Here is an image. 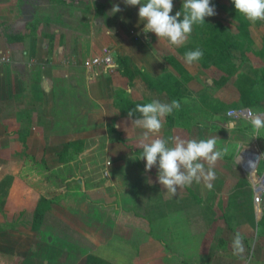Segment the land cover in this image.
Returning a JSON list of instances; mask_svg holds the SVG:
<instances>
[{"label":"crops","instance_id":"1","mask_svg":"<svg viewBox=\"0 0 264 264\" xmlns=\"http://www.w3.org/2000/svg\"><path fill=\"white\" fill-rule=\"evenodd\" d=\"M113 5L121 11L112 14ZM179 8L182 0H173L170 15ZM142 29L138 6L123 0H0V56L11 60L0 65V195L7 189L13 209L44 207L28 230H9L2 254L28 262L39 240L56 259L77 249L71 264H155L149 259L177 250L175 197L187 188L193 196L200 183L173 195L156 182V168L146 170L139 159L137 130L140 136L143 130L131 125L126 102L170 103L187 98L192 87L186 76L164 74L152 47L168 43ZM105 49L112 69L84 66ZM117 56L136 62L125 65L129 74L128 66L140 73L122 75ZM169 120L163 118L157 134L168 143L175 127ZM183 205L186 215L191 205ZM187 221L181 229L186 253L193 240Z\"/></svg>","mask_w":264,"mask_h":264},{"label":"rangeland","instance_id":"2","mask_svg":"<svg viewBox=\"0 0 264 264\" xmlns=\"http://www.w3.org/2000/svg\"><path fill=\"white\" fill-rule=\"evenodd\" d=\"M218 1L211 0L216 15L206 17L203 24L193 25L183 45L176 47L158 41L152 47V53L166 65L164 74L169 70L186 76L192 87V92L187 90V98L178 97L180 108L176 110L179 112L168 115L169 123L175 126L170 131L168 145L172 146L177 137L197 140L215 137L217 149L227 148L214 166L215 178L210 189L201 181L194 196L189 195L188 188L176 195L177 209L173 212L178 222L177 250L172 245L173 250L169 249L164 257L149 259L155 264H264V231L261 232L258 225L264 216V194L257 206L258 217L253 203L257 186L264 184V177H261L264 173V128L257 133L251 120H234L227 116L232 109L244 108L264 118V20L250 22L235 11L231 0ZM178 11L183 15L182 8ZM209 25L214 26L213 29H206ZM197 48L203 51L202 58L186 64L182 59L184 54ZM130 62L136 64L130 59L124 67ZM127 70L132 77L140 73L136 66H128ZM126 103L129 111L140 105L131 100ZM137 116L139 114L133 112V117ZM137 134V148H133L140 149L137 140L140 130ZM94 164L95 170L101 171L103 161ZM6 190L0 195V249L9 246V230H28L35 215V210H24V205L13 209ZM185 201L187 206L191 205L186 215L185 210L179 209L180 206L184 208ZM184 219L188 220L187 225L191 224L193 232L192 249L187 253L184 232H181ZM41 243L43 241L36 242L35 257L28 262L0 252V264H41L42 261L43 264H71L77 255V249L73 248L68 257L56 259L59 254L53 249L44 251ZM175 252L181 254L180 260L172 256Z\"/></svg>","mask_w":264,"mask_h":264},{"label":"clouds","instance_id":"3","mask_svg":"<svg viewBox=\"0 0 264 264\" xmlns=\"http://www.w3.org/2000/svg\"><path fill=\"white\" fill-rule=\"evenodd\" d=\"M126 6H138V18L143 21L142 31L154 34L158 40H165L169 45L179 47L191 34L193 25L203 24L206 17L216 15L211 0H182V11L170 15L173 0H123ZM235 11L250 22L264 20V0H231ZM118 5H113L111 13L120 12ZM182 17V18H181ZM203 51L199 48L187 51L182 57L186 64L200 60ZM176 100L170 103L151 100L137 105L127 113L131 125L142 129L138 139L141 149L140 158L145 162V169L157 168L156 182L170 194H175L178 187L190 186L193 182L203 181L209 189L215 178L214 166L218 159L227 152V148L217 149L215 137L206 139L175 138L172 146L157 134L162 128V120L173 110L179 109ZM133 112L138 118H132ZM250 123L258 133L264 128V118L252 114ZM207 165V167H205ZM239 245V239L235 241Z\"/></svg>","mask_w":264,"mask_h":264},{"label":"built area","instance_id":"4","mask_svg":"<svg viewBox=\"0 0 264 264\" xmlns=\"http://www.w3.org/2000/svg\"><path fill=\"white\" fill-rule=\"evenodd\" d=\"M132 35H135L133 31L130 32ZM11 63V60L9 57L7 56H0V65H7ZM84 66L87 69H97L99 67H104L106 69H112L115 66V62L114 59L112 57V53L109 49H105L102 54L100 55H96L93 57H89L86 59ZM254 114L250 109H232L230 111L227 112V116L231 119L234 120H246L249 121L253 118ZM110 163L107 162L105 163V168L102 171V175L104 177H108V167H109ZM257 165V163H256ZM256 168V166H255ZM261 177H264V173L262 174ZM263 194H258V202H260V196Z\"/></svg>","mask_w":264,"mask_h":264},{"label":"trees","instance_id":"5","mask_svg":"<svg viewBox=\"0 0 264 264\" xmlns=\"http://www.w3.org/2000/svg\"><path fill=\"white\" fill-rule=\"evenodd\" d=\"M213 27L214 26H211V25H209V26H207V28L206 29H213ZM215 48H217V47H215ZM118 65H119V67H120V72L122 73V75H124V76H126V77H128V78H130L129 77V73L125 70V67H124V65L123 64H125V61H124V59H118ZM122 64V65H121ZM129 74V75H128ZM263 75H264V71H263ZM173 100V99H172ZM194 196V195H193ZM40 206V207H39ZM39 206H38V209H37V212L35 213V215H34V218H39V219H41V215L43 214V212H44V207H42L40 204H39ZM41 210H43V212L41 213ZM52 220V223L57 227V226H61L62 228L64 227V225L62 224V223H60V222H58V220L57 219H55V218H52L51 219ZM258 225H259V227L261 228L260 229V231L261 232H263L264 231V216L261 218V220L259 221V223H258ZM1 257V256H0ZM8 258H10V257H8ZM18 261L20 260V259H17ZM2 264H10L9 262L8 263H6V262H3ZM86 264H96L95 262H90V263H86Z\"/></svg>","mask_w":264,"mask_h":264},{"label":"bare ground","instance_id":"6","mask_svg":"<svg viewBox=\"0 0 264 264\" xmlns=\"http://www.w3.org/2000/svg\"><path fill=\"white\" fill-rule=\"evenodd\" d=\"M262 183V182H261ZM258 194H264V184L262 187H260V185L257 186L256 191H255V195H254V204L256 205V207L258 206Z\"/></svg>","mask_w":264,"mask_h":264},{"label":"water","instance_id":"7","mask_svg":"<svg viewBox=\"0 0 264 264\" xmlns=\"http://www.w3.org/2000/svg\"><path fill=\"white\" fill-rule=\"evenodd\" d=\"M230 127H232V124H230Z\"/></svg>","mask_w":264,"mask_h":264}]
</instances>
